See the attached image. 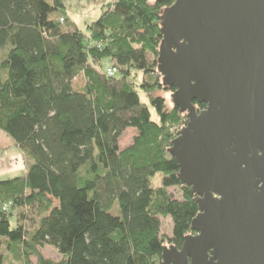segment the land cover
<instances>
[{
    "label": "trees",
    "instance_id": "16d2710c",
    "mask_svg": "<svg viewBox=\"0 0 264 264\" xmlns=\"http://www.w3.org/2000/svg\"><path fill=\"white\" fill-rule=\"evenodd\" d=\"M171 4L114 0L82 31L65 0H0V131L31 159L25 173L0 179V264H8L6 251L18 264H32L31 257L35 264H161L163 249L180 248L192 231L195 196L169 152L171 126L187 116L155 94L176 88L153 76L159 16ZM106 59L117 68L111 77L96 68ZM132 69L147 80L129 82ZM80 72L86 83L75 89ZM129 128L136 134L121 148ZM156 174L159 187L151 185ZM170 186L181 187L183 200L170 196ZM27 208L40 214L31 229ZM164 217L173 224L168 246ZM45 245L61 259L45 258Z\"/></svg>",
    "mask_w": 264,
    "mask_h": 264
},
{
    "label": "water",
    "instance_id": "95a60500",
    "mask_svg": "<svg viewBox=\"0 0 264 264\" xmlns=\"http://www.w3.org/2000/svg\"><path fill=\"white\" fill-rule=\"evenodd\" d=\"M171 1L158 72L187 116L169 152L198 212L161 264H264V0Z\"/></svg>",
    "mask_w": 264,
    "mask_h": 264
},
{
    "label": "rangeland",
    "instance_id": "374dc122",
    "mask_svg": "<svg viewBox=\"0 0 264 264\" xmlns=\"http://www.w3.org/2000/svg\"><path fill=\"white\" fill-rule=\"evenodd\" d=\"M114 0H65V4L67 7V15L72 20V23L77 26L80 30L85 31L86 30V24L96 20L100 14L104 11L106 8V4L112 3ZM65 21L63 22V26L65 28ZM1 58V53H0ZM112 62L109 59L103 60V62L96 64V68L99 72L105 71V67L111 66ZM154 77L157 78L158 82L161 75L159 72H155ZM147 80V75L143 74L142 71H137L132 69L131 76L129 77L128 81L131 83H134L135 85H138L142 81L144 82ZM86 83V79L82 72H80L73 80L72 84L75 89H81ZM139 89V88H138ZM141 99L145 102H147L146 94L139 90ZM155 94L158 96H162L165 98V103L168 108L173 107V101L172 96L170 95L171 92L166 89H158L155 91ZM150 108L151 116L154 120H157V115L153 108ZM180 123L176 125L171 126V131L176 132L179 128ZM136 131L133 128H129L125 131L123 134L120 146L121 148H124L132 143L133 137L135 136ZM0 160H1V169L0 170H7L8 172L4 173L3 175H0V179H5L8 177H11L13 175L22 174L24 173V169L27 168L29 163L31 162V159L25 155L18 147L16 146L14 140L6 135L4 132L0 131ZM4 162V163H3ZM5 168V169H3ZM9 170H12L11 172ZM3 172V171H2ZM162 175L156 174L151 178V185L153 187H159L162 185ZM168 193L170 194L173 199L177 200H183L182 190L180 186H170L167 188ZM53 204L55 205L56 202L54 201ZM9 207L6 209L8 210ZM10 210V209H9ZM13 212L15 213L16 217H18V212L20 213L19 209H14ZM25 213L28 218L27 221L24 222L28 228L31 229L32 223L36 221L39 217V210L38 209H24L22 211ZM114 212V211H113ZM115 213V212H114ZM15 218H11V224L13 225L15 222ZM32 222V223H31ZM172 220L170 217H164L161 218V236L166 240L164 243L166 246L169 245L168 238L172 236ZM42 255L45 258L51 259L53 261H59L61 259V255L58 253L56 248H54L51 245H45L40 249ZM6 255V263H13L18 264L14 262L12 259H8L9 252H5ZM36 259L34 257H31V263L35 264Z\"/></svg>",
    "mask_w": 264,
    "mask_h": 264
},
{
    "label": "built area",
    "instance_id": "2783aa9c",
    "mask_svg": "<svg viewBox=\"0 0 264 264\" xmlns=\"http://www.w3.org/2000/svg\"><path fill=\"white\" fill-rule=\"evenodd\" d=\"M116 72H117V68L114 67V66H109V67H107L106 70H105V74H106V76H110V77L113 76ZM181 127H183V125H180L179 128L177 129V131H178ZM177 131H176V132H177ZM8 207H9V204H4L3 209L6 210Z\"/></svg>",
    "mask_w": 264,
    "mask_h": 264
},
{
    "label": "flooded vegetation",
    "instance_id": "af4514ba",
    "mask_svg": "<svg viewBox=\"0 0 264 264\" xmlns=\"http://www.w3.org/2000/svg\"><path fill=\"white\" fill-rule=\"evenodd\" d=\"M193 104H194L196 110H200V109H202V108L199 107V103H197L196 101H193ZM189 234H190V235H193V234H195V232L190 231Z\"/></svg>",
    "mask_w": 264,
    "mask_h": 264
},
{
    "label": "crops",
    "instance_id": "0c3cea01",
    "mask_svg": "<svg viewBox=\"0 0 264 264\" xmlns=\"http://www.w3.org/2000/svg\"><path fill=\"white\" fill-rule=\"evenodd\" d=\"M19 149V148H18ZM0 162H1V160H0ZM4 163V162H3ZM2 167H1V163H0V169H1ZM3 169H5V168H3ZM27 169V168H26ZM26 169H24L25 171H24V173L26 172ZM3 171V172H2ZM10 172L12 171V170H9ZM6 172H8L7 170H0V175H3L4 173H6Z\"/></svg>",
    "mask_w": 264,
    "mask_h": 264
}]
</instances>
